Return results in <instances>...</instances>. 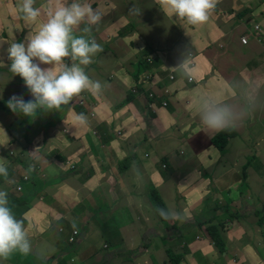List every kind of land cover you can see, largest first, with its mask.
<instances>
[{"label":"crops","instance_id":"1","mask_svg":"<svg viewBox=\"0 0 264 264\" xmlns=\"http://www.w3.org/2000/svg\"><path fill=\"white\" fill-rule=\"evenodd\" d=\"M90 2L95 9L104 7L101 21L92 26L91 39L101 44L107 37H115L120 49L119 59L109 51L99 54L92 75L101 78L108 69L134 70L135 78L139 69L130 62L147 56L143 55L147 51L153 58L150 70L174 90V98L165 110L169 115H162L155 133L118 150L124 156L119 158V172L113 180H108L113 177L109 165L100 166L98 179L93 178L91 172L99 169L97 152L90 146L94 135L68 126L77 114L74 110L62 106L53 124H42L35 148L39 156L32 160L42 173L31 184L22 185V196L10 206L16 218L24 222L31 241V252L23 255L37 256L39 252L46 256L57 249L48 241H63L71 230H77V247L63 244L61 250L72 258L70 264H93L94 260L105 264L118 260L122 264H166L168 248L180 254V264H264V222L258 221L264 215V53L251 37L246 44L240 42L241 34L255 22L264 31V0H219L209 20L195 26L169 14L161 0ZM186 47L193 66L183 65L189 59ZM165 64L176 71L177 82L167 76ZM187 77L195 78L188 83L191 88L183 86ZM204 96L242 110L243 118L234 128L218 132L207 129L204 137L206 128L200 129L203 123L195 112L196 101ZM133 100L118 101L111 111H104L118 115V110ZM179 122L184 123L182 128ZM26 130L37 132L35 126ZM121 130L127 136L128 132ZM54 132L58 136L64 132L67 138L56 140ZM214 133L228 135L221 150L211 144ZM14 136H18L16 132ZM170 136L180 137L179 141L187 139L183 156L161 145ZM73 144H80V149ZM149 146L170 165L188 169L178 192L175 180H168L172 175L160 180L158 159ZM84 148L88 151L81 154V167L69 176L54 162L47 163L51 155L43 157L36 151L55 149L77 156ZM143 152L150 156L144 157ZM128 160L130 180L128 173L120 179ZM138 161L140 165L133 168ZM141 173L143 180H139ZM151 190L169 203L168 210L181 213L184 221L171 219L172 225L152 214ZM59 227L64 230L62 234L57 232ZM63 258L55 254L47 264H68Z\"/></svg>","mask_w":264,"mask_h":264},{"label":"clouds","instance_id":"2","mask_svg":"<svg viewBox=\"0 0 264 264\" xmlns=\"http://www.w3.org/2000/svg\"><path fill=\"white\" fill-rule=\"evenodd\" d=\"M35 3L36 0H22L18 11L26 22L32 24L39 22L37 31L27 41L13 42L7 49L8 58L11 61L7 67L8 73L15 76L18 82L21 77L33 98L25 101L22 95H13L7 101V106L19 115L32 118H35L37 113L59 110L66 105L81 106L82 92L98 94L103 88L99 81H94L89 77L85 68L93 62L94 56L103 51L102 46L95 39L88 38V34L91 33L92 26L98 25L101 21L102 14L98 11L104 7L93 8L90 0H51L46 20L40 21L41 9L35 7ZM218 3L219 0H161L163 8L169 14L186 20L188 24L194 26L206 23ZM255 24H258L264 33L261 25L255 22L241 36L247 34ZM81 25L84 26L82 29ZM78 31H82L83 34L77 35ZM249 37L258 42L253 32L250 33L248 39ZM260 49L264 53L261 46ZM65 58L70 59L71 63H66ZM188 58L189 65L193 66V59L191 56ZM141 59L150 65L148 67L141 65V69L147 71L150 76L156 74L150 70L153 65L152 56L147 55ZM41 64L48 65V67L42 68ZM163 69L166 68L163 67ZM189 78L188 81H191ZM159 86L162 91L160 97L168 98L169 95H164L163 92L165 88L169 90L168 86L163 83ZM196 111L203 125L217 132L234 128L244 114L242 110L208 96L200 97L196 101ZM73 120L75 124L81 126L87 124V117L83 113L75 114ZM204 126L200 129H205ZM4 135L6 140L0 142V146H6L9 143L5 132ZM227 138L226 134V143ZM184 153V150L177 151L179 156H183ZM143 156L147 158L150 154L143 152ZM166 162L165 158L158 159V169L162 176L167 174V169L164 171ZM65 163L69 165V169H75L69 161ZM41 173L38 167H29L20 185L10 186L5 191L0 190V260H7L16 252L28 254L32 250L24 222L16 218L10 206H14L12 201H19L22 196V185L31 184ZM0 176L8 177L6 163L0 162ZM155 195H157L156 191L151 196H154L152 203L160 202V195L154 199ZM158 207L157 213L154 214L163 222L172 224L171 219L180 222L185 219L181 213L165 210L163 205ZM57 232L62 234L64 230L59 227ZM79 240L78 231L71 230L63 242L66 247L75 249ZM211 243L213 247H217L213 241ZM58 254L65 256L63 252ZM63 259H69L70 263L72 261L70 256ZM93 264L105 263L103 260H94ZM115 264H122V262L118 260Z\"/></svg>","mask_w":264,"mask_h":264},{"label":"rangeland","instance_id":"3","mask_svg":"<svg viewBox=\"0 0 264 264\" xmlns=\"http://www.w3.org/2000/svg\"><path fill=\"white\" fill-rule=\"evenodd\" d=\"M20 1L22 2V0ZM20 3L16 0L14 2L12 0H5V4H2L0 0V103L2 102L0 105L7 104V101L13 95L19 96V92L21 89H25V95L27 98L29 97L30 99H33L30 91L25 87L24 83H19L17 78L7 71V67L11 62L8 58L7 53L9 45L13 42H22L30 39V37L37 31L39 24V22L36 24H32L22 19L21 14L18 11ZM50 3L51 1L46 3L43 1L39 3V1L36 0L34 6L40 8L42 13L41 17L39 18L40 21L46 20L47 10L50 6ZM103 10L104 8H101L98 12L103 15ZM180 21H182V23L184 24V21L182 19H180ZM177 25L180 26V24ZM83 27L84 26L81 25V29ZM76 34L81 35L83 33L82 31H78ZM88 38L91 39L89 34ZM118 44L119 42L115 37H107L105 40H102L100 44L103 48V51L101 53H104V50L109 51L114 53L113 57L115 59H119V54H117L120 52ZM188 51L189 48L186 47V53H188ZM101 53H98L96 56H94L93 62L85 68L86 73L92 80L99 81L103 85L102 90L98 94H92L88 91H84L80 95V105L85 116L87 117L86 127H77L74 124L73 118L70 119L68 126L81 132H89L91 133V135H94V137L90 139V146L97 152L99 169L91 172V174L93 175V178L97 180L98 175L102 171V169H100V166L109 165V169H111L113 177H110L108 180H113L114 176L119 172V158L124 156V153L118 154V150L123 146H133L138 142L146 140V138L150 134L155 133L159 128L163 120L162 115L164 114L165 116H167L169 115V113H165L166 106L161 105L159 100V97L162 93L159 86L160 84H162L161 77L156 76V74L150 76L147 71L141 69L142 67L140 60L130 62V64L134 66V69H139L135 75V78L134 70L122 71L119 69H108V74L102 76L101 78H95L92 75V71L95 69L96 63L98 62L97 56ZM191 55V53H188V57H190ZM65 62L69 64L71 63L70 59L68 58H65ZM121 63L124 64V61ZM183 65H189L188 59ZM40 66L43 68L48 65L41 64ZM164 67L166 68L165 70L167 71V76L169 77V75H171L172 78H169L174 80V82H177L176 71L167 64H165ZM194 81V77H192L191 81H188L187 77V80L183 86L191 88V85H189L188 83H193ZM168 88L169 97L167 105H170V99L174 98V90L170 87ZM149 94H151L152 96H150ZM126 99L135 100L127 103L122 109H119L118 115L109 114L104 111H111L113 104L117 103L118 101H124ZM161 110H163V112H161ZM57 112L58 110L37 113L35 118H32L33 124H31V126L33 125L36 127L37 132L30 133V130H25L24 134L28 135L30 133L29 137H8L9 143L6 146H0V162L6 163L8 167V177L5 178L0 176V190L5 191L10 186L17 185L18 181H24V172L26 171V167L36 166V164L32 160H36L39 156L38 153L35 152L38 132L41 130L42 124H44V122L47 121L49 125L55 122V119L57 118ZM195 112L197 113L196 110ZM13 116H10L7 114V112L5 113L3 112V110H0V127L13 123V132H18V129H20L19 126L22 123L19 121H14V118L16 117ZM178 125L180 128H182L184 126V123L179 122ZM113 127H116L120 132L113 130ZM121 129H124L128 132L127 136H123L124 132H122ZM64 130L66 129L64 128ZM54 133L55 134H53V137L56 140L67 138V135L64 132H61L60 136H58L56 132ZM195 133H197V131ZM206 135L207 128L205 130L204 137H206ZM214 136L215 135H212L211 137V144L221 150L226 143L219 146L218 144L212 142V138ZM117 137V141L113 140L111 144L104 145V143L109 142L112 139H116ZM179 138L180 137L170 136L162 140L161 145L167 146L171 150H184V148H186V145H184V143H187V139H181V141H179ZM5 140L6 137L4 135V130L0 128V141L3 142ZM72 147L80 149L81 146L80 144H73ZM149 148L152 150V156L156 159H160L158 153L154 152L151 146H149ZM36 151H38L39 154L43 157H48L51 155V161L47 163L54 162L62 169L65 176H69L79 170L83 163L81 154L87 152L88 150L87 148L80 150L77 156H71L66 152H62V150L55 149H53L49 153L41 150ZM129 152L130 150L128 149L127 153ZM60 157L64 158V160H60ZM66 161H69L71 164H73L75 166V169H69V165L65 163ZM140 163L141 161H138L133 164V168L139 166ZM130 164L131 160H128L124 167L123 174L119 176L120 179L123 178L124 173H128V179L130 180V176L132 174L131 167L129 166ZM166 169V175H172V178H169L168 180H175L174 185L176 191L178 192L179 183L184 179V176H187L188 169L185 170L184 167L179 164L170 165L168 162H166V168H164V171ZM142 174L143 173H141V178L139 180H143L144 177L142 178ZM152 177H150V179ZM159 178L160 180H165L163 179L162 175H160ZM147 189L148 188H146L145 191H147ZM152 194H154L153 190H151L150 196H152ZM160 205H163V208L165 210L169 208V203L163 202L161 197L160 202L152 203V207L154 210L152 214L157 213V210L159 208L158 206ZM112 215L114 216L115 214ZM48 242L57 249H55V251L53 252H49V254H47L46 256L39 252L37 253V256H26L20 253L18 254L16 252L12 254L7 260H0V264H47V262L50 261L49 257L60 253L63 244H65L63 241ZM64 257L67 258L68 255H65ZM65 260H67V263L70 264L69 259ZM56 262H50L49 264H56Z\"/></svg>","mask_w":264,"mask_h":264},{"label":"trees","instance_id":"4","mask_svg":"<svg viewBox=\"0 0 264 264\" xmlns=\"http://www.w3.org/2000/svg\"><path fill=\"white\" fill-rule=\"evenodd\" d=\"M143 55H148V52L144 51ZM139 60L141 61V65H143V67L150 66L146 61H144L142 59H139ZM19 83H24V81H23V79L21 77H19ZM21 95L23 96L25 101L29 100V97L27 98L26 95H25V89H21L20 90L19 96H21ZM127 100L128 99L124 100V102L127 101ZM66 106H67L68 111L74 110L77 114H79V113H83L84 114L81 106H70V105H66ZM66 106H64V107H66ZM0 110H3V112H5V113L7 112V114L10 115V116L15 115V116H13V117H16V118H14V121H19L20 122V120H22V125H21L20 129H18V132H16V135H18L20 138L26 137L25 134H24V131L26 130V128H33V125L31 126V124H33L32 117L22 116V115H19V114L13 112L12 110H10L8 108L7 104L0 105ZM17 117H20V118L17 119ZM0 128H2L4 130V132L6 133L7 137H13L14 136L15 132H13V123L1 126ZM212 142L218 144L219 146L221 144L222 145L225 144L226 143V134H216L212 138ZM123 167L124 166H121L120 169H122ZM156 198H158L157 195H155L154 199H156ZM263 210H264V207H263ZM258 221L259 222H264V215L260 216ZM214 241H215V243L217 245L219 244L217 239L214 238ZM166 255H167L166 264H180V262H181L180 254H178L177 252H174L173 250L168 248V250L166 251Z\"/></svg>","mask_w":264,"mask_h":264},{"label":"built area","instance_id":"5","mask_svg":"<svg viewBox=\"0 0 264 264\" xmlns=\"http://www.w3.org/2000/svg\"><path fill=\"white\" fill-rule=\"evenodd\" d=\"M252 32H253L254 36L256 37V39L258 40V42H259L262 50L264 51V33L262 32V30H261V28H260V26L258 24L253 25L252 29L249 30L247 32V34H244L243 36L240 37L241 42L242 43H246L247 42V39H248V36ZM192 64L193 63L191 62V65ZM169 77L172 78L171 75H169ZM191 79L192 78L190 77L189 80H191ZM163 92H164V95H167L169 93V90L167 88H165L163 90ZM149 95L152 96L151 94H149ZM167 99L168 98H165V97H159V100H160L161 105L166 106L167 105V102H168Z\"/></svg>","mask_w":264,"mask_h":264}]
</instances>
